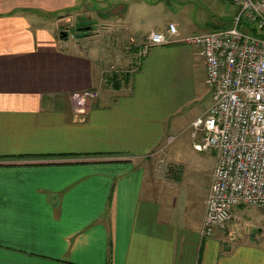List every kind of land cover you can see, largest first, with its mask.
Listing matches in <instances>:
<instances>
[{"label": "crops", "instance_id": "1", "mask_svg": "<svg viewBox=\"0 0 264 264\" xmlns=\"http://www.w3.org/2000/svg\"><path fill=\"white\" fill-rule=\"evenodd\" d=\"M82 2L0 0V264H264V224L248 212L259 207L236 206L227 229L201 234L214 152L188 205L181 171L157 165L206 85L200 49L139 57L152 29L133 52L100 56L96 26L106 40L114 13ZM108 62L126 70L103 80ZM86 89L99 96L78 112Z\"/></svg>", "mask_w": 264, "mask_h": 264}, {"label": "built area", "instance_id": "2", "mask_svg": "<svg viewBox=\"0 0 264 264\" xmlns=\"http://www.w3.org/2000/svg\"><path fill=\"white\" fill-rule=\"evenodd\" d=\"M235 7L231 27L178 38L175 23L166 34L152 32L140 49L183 42L198 47L204 58L206 84L212 102L190 127L198 151L215 153L201 234L225 230L239 205L264 211V0H230ZM99 91L74 94L76 109L84 111ZM175 139L168 137V143Z\"/></svg>", "mask_w": 264, "mask_h": 264}, {"label": "rangeland", "instance_id": "3", "mask_svg": "<svg viewBox=\"0 0 264 264\" xmlns=\"http://www.w3.org/2000/svg\"><path fill=\"white\" fill-rule=\"evenodd\" d=\"M83 5L89 6L99 15L104 17L105 13L113 12L111 15L115 19L113 32L110 33L108 46L107 39L101 35L105 33V26L97 25L98 35L96 46H98L100 56H103L104 47L113 45L114 51L122 53L124 51L133 52V47L142 41L152 29L165 32V27L170 21L175 22L179 29L186 32H203L222 30L232 26L235 15V7L230 0H81ZM114 8V9H113ZM71 41L75 40V29H70ZM109 51V48H108ZM125 53V52H124ZM127 53V52H126ZM140 53H138V56ZM112 59V58H111ZM110 59V60H111ZM116 57L114 56L115 60ZM114 62V61H113ZM117 62V60H115ZM112 64V65H110ZM123 65V64H122ZM119 63H104L101 65V77L104 80L107 73L113 71L120 72L124 66ZM213 89L207 84L202 86L201 91L196 94L193 102L188 105L183 127L178 128L170 135L175 139L168 143V135L163 146L159 148L157 165L165 169L166 174L170 171H181L179 184L183 189L178 192L179 205H188L190 195H199V186L202 184L204 173L209 167L208 160L212 158L211 151H198L194 148V143L199 137L192 136V128L187 122L198 115L204 113L212 102ZM208 159V160H207ZM190 186V189L186 187ZM190 194V195H189ZM253 213L259 222L264 224V214L254 210Z\"/></svg>", "mask_w": 264, "mask_h": 264}, {"label": "trees", "instance_id": "4", "mask_svg": "<svg viewBox=\"0 0 264 264\" xmlns=\"http://www.w3.org/2000/svg\"><path fill=\"white\" fill-rule=\"evenodd\" d=\"M127 76H128V75H126L125 78H127ZM119 80H120V79H119ZM119 80H118V81L116 80V81H117V82H116V83H117L116 86H118V84L120 83Z\"/></svg>", "mask_w": 264, "mask_h": 264}]
</instances>
